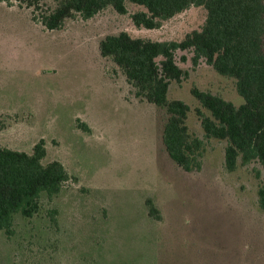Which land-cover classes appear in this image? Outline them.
Instances as JSON below:
<instances>
[{"label": "rangeland", "instance_id": "rangeland-1", "mask_svg": "<svg viewBox=\"0 0 264 264\" xmlns=\"http://www.w3.org/2000/svg\"><path fill=\"white\" fill-rule=\"evenodd\" d=\"M61 0H43V11ZM90 17L74 11L62 28L47 30L24 2H0V147L31 153L45 140L43 162L61 161L71 179L39 199L32 217L16 213L13 232L0 228V264H264V165L257 158L226 166L227 139L208 136L212 111L192 90L245 103L234 77L220 74L194 50L179 49L186 72L172 80L168 99L189 105L186 124L200 169L186 171L163 142L167 108L138 95L122 69L100 53L109 34L181 41L201 29L204 6L148 29L125 1ZM156 210L151 212L148 201Z\"/></svg>", "mask_w": 264, "mask_h": 264}, {"label": "trees", "instance_id": "trees-1", "mask_svg": "<svg viewBox=\"0 0 264 264\" xmlns=\"http://www.w3.org/2000/svg\"><path fill=\"white\" fill-rule=\"evenodd\" d=\"M14 0H0L11 4ZM41 10L34 20L47 30L63 27L74 11L90 17L112 5L126 12V0H61L52 10L43 11V0H17ZM146 8L131 15L134 24L148 29L190 6H204L207 18L201 29L189 32L181 41H160L134 37L126 31L109 34L100 41V53L110 57L124 72L138 95L167 108L163 142L170 157L184 170L200 169L193 163V150L202 148V141L192 138L186 124L188 104L169 101L172 80L180 81L186 72L176 61V51L193 49V61L205 58L222 75L234 77L245 103L236 106L230 101L198 88L194 96L212 111L215 119L205 117L203 126L208 136L227 139L226 166L234 170L238 156L243 163L258 159L264 165V0H131ZM45 140L40 139L31 153L0 147V228L10 236L16 213L32 217L39 210L42 193H59L72 177L59 160L44 163ZM264 210V189L260 192ZM151 212L156 210L148 201Z\"/></svg>", "mask_w": 264, "mask_h": 264}]
</instances>
